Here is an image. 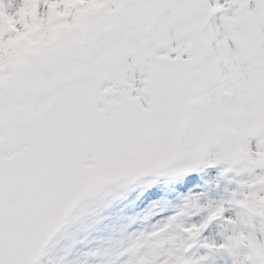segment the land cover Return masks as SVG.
I'll return each instance as SVG.
<instances>
[{"label":"snow or ice","instance_id":"obj_1","mask_svg":"<svg viewBox=\"0 0 264 264\" xmlns=\"http://www.w3.org/2000/svg\"><path fill=\"white\" fill-rule=\"evenodd\" d=\"M264 264V0H0V264Z\"/></svg>","mask_w":264,"mask_h":264},{"label":"rangeland","instance_id":"obj_2","mask_svg":"<svg viewBox=\"0 0 264 264\" xmlns=\"http://www.w3.org/2000/svg\"><path fill=\"white\" fill-rule=\"evenodd\" d=\"M58 245H59V244H58ZM58 245H57V246H58ZM57 246H56V247H57ZM65 246H66V245H65ZM55 250H56V248H55ZM55 250L53 251V254H52V257H51V261H53V257H54V255H55V253H56Z\"/></svg>","mask_w":264,"mask_h":264}]
</instances>
